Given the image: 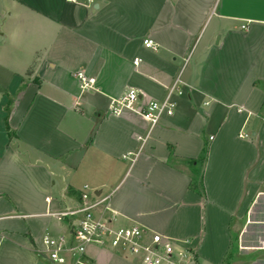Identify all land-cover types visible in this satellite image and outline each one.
I'll return each mask as SVG.
<instances>
[{"label": "crops", "instance_id": "0c3cea01", "mask_svg": "<svg viewBox=\"0 0 264 264\" xmlns=\"http://www.w3.org/2000/svg\"><path fill=\"white\" fill-rule=\"evenodd\" d=\"M177 80L157 126L109 111ZM84 187L191 264H264V0H0V264H48Z\"/></svg>", "mask_w": 264, "mask_h": 264}, {"label": "built area", "instance_id": "2783aa9c", "mask_svg": "<svg viewBox=\"0 0 264 264\" xmlns=\"http://www.w3.org/2000/svg\"><path fill=\"white\" fill-rule=\"evenodd\" d=\"M76 3L78 0H68ZM91 2L92 0H87ZM245 29V27H243ZM144 46L157 51L158 46L150 39ZM83 90L94 86V80L84 74H77ZM181 82L177 80L162 101H152L138 107L139 95L129 91L110 103L109 111L114 116L133 112L152 127L164 118L172 117L177 103L174 96H182ZM75 205L53 214L61 222H66L67 235L46 234L42 239V253L51 264H93L90 251L93 248L107 250L116 256L129 260L130 256L140 264H191L192 255L187 251H177L172 242L157 233L147 232L139 226L116 227L115 213L109 208V198L97 195L84 187Z\"/></svg>", "mask_w": 264, "mask_h": 264}, {"label": "trees", "instance_id": "16d2710c", "mask_svg": "<svg viewBox=\"0 0 264 264\" xmlns=\"http://www.w3.org/2000/svg\"><path fill=\"white\" fill-rule=\"evenodd\" d=\"M206 156H207V150L205 149L202 156L199 159L200 164L205 162ZM69 195L74 196L76 199H79L81 197V194L79 192L72 190V189L69 190Z\"/></svg>", "mask_w": 264, "mask_h": 264}, {"label": "rangeland", "instance_id": "374dc122", "mask_svg": "<svg viewBox=\"0 0 264 264\" xmlns=\"http://www.w3.org/2000/svg\"><path fill=\"white\" fill-rule=\"evenodd\" d=\"M88 190L89 191H92V189H90L89 187H88ZM124 227V226H123ZM127 227V226H126ZM52 233V232H51ZM58 233H62L63 235H67V229H62L61 230V232H59V230H58ZM55 235H57V234H55ZM132 262V261H135V258L134 257H131L130 256V258H129V262ZM48 264H50L49 262H48Z\"/></svg>", "mask_w": 264, "mask_h": 264}]
</instances>
